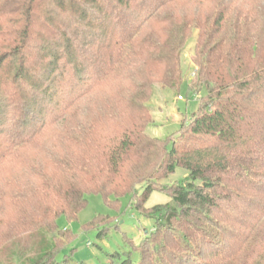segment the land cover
I'll return each mask as SVG.
<instances>
[{"label": "trees", "instance_id": "16d2710c", "mask_svg": "<svg viewBox=\"0 0 264 264\" xmlns=\"http://www.w3.org/2000/svg\"><path fill=\"white\" fill-rule=\"evenodd\" d=\"M192 30L188 88L206 92L175 137L149 136ZM153 190L171 203L120 264H264V0H0V249L64 264L60 216L130 193L150 217Z\"/></svg>", "mask_w": 264, "mask_h": 264}, {"label": "rangeland", "instance_id": "374dc122", "mask_svg": "<svg viewBox=\"0 0 264 264\" xmlns=\"http://www.w3.org/2000/svg\"><path fill=\"white\" fill-rule=\"evenodd\" d=\"M196 32L191 31L182 48V82L178 90L161 85H155L153 88L148 102L152 116L151 123L146 127L149 136L163 139L175 137L181 120L190 117L198 106V98L206 92L205 88L198 93L190 92L188 88L193 76L191 55ZM186 176L187 171L178 166L174 173L159 180L158 185L168 189L182 182ZM142 186L143 184L136 185L138 194L141 193ZM166 203H171L170 196L165 191L153 190L144 202L150 214V217H146L132 207L133 199L130 193L119 197L114 206L106 204L101 194H88L87 204L80 210L76 219L69 220L65 216L57 219L59 228L70 233L72 237L61 247L56 259L64 261V264H120L126 257V252H129L130 258L138 261L139 255L135 245L152 229L155 221L151 206ZM98 217L101 218L96 222ZM93 221L96 225L90 226ZM234 224L231 222L230 225ZM22 244L23 242H19L14 247ZM9 252L10 249H0V264H18L15 258H9Z\"/></svg>", "mask_w": 264, "mask_h": 264}, {"label": "built area", "instance_id": "2783aa9c", "mask_svg": "<svg viewBox=\"0 0 264 264\" xmlns=\"http://www.w3.org/2000/svg\"><path fill=\"white\" fill-rule=\"evenodd\" d=\"M178 98H181L180 96H178Z\"/></svg>", "mask_w": 264, "mask_h": 264}]
</instances>
